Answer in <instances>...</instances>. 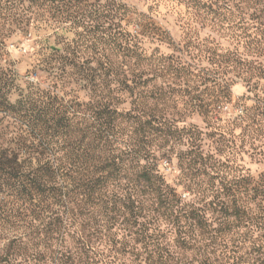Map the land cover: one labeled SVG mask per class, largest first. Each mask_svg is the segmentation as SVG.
<instances>
[{
    "label": "clouds",
    "instance_id": "1",
    "mask_svg": "<svg viewBox=\"0 0 264 264\" xmlns=\"http://www.w3.org/2000/svg\"><path fill=\"white\" fill-rule=\"evenodd\" d=\"M0 264H264V0H0Z\"/></svg>",
    "mask_w": 264,
    "mask_h": 264
}]
</instances>
